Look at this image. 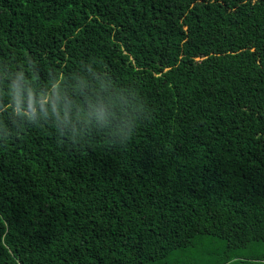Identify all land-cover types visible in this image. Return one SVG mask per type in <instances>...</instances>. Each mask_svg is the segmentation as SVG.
I'll return each instance as SVG.
<instances>
[{
  "label": "trees",
  "instance_id": "trees-1",
  "mask_svg": "<svg viewBox=\"0 0 264 264\" xmlns=\"http://www.w3.org/2000/svg\"><path fill=\"white\" fill-rule=\"evenodd\" d=\"M213 242L264 264V0H0V264Z\"/></svg>",
  "mask_w": 264,
  "mask_h": 264
},
{
  "label": "rangeland",
  "instance_id": "rangeland-1",
  "mask_svg": "<svg viewBox=\"0 0 264 264\" xmlns=\"http://www.w3.org/2000/svg\"><path fill=\"white\" fill-rule=\"evenodd\" d=\"M206 253H204V251H197L195 250V252H192L190 257H191V261L194 264H214L217 259V256L219 253L224 252L223 248L217 247L214 242L213 243H209L208 246H206ZM237 253V255H235ZM233 256V254H232ZM243 258V251L239 250L236 251L234 253V257L233 258Z\"/></svg>",
  "mask_w": 264,
  "mask_h": 264
}]
</instances>
